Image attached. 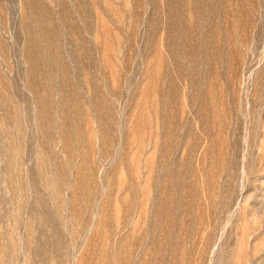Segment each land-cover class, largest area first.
I'll use <instances>...</instances> for the list:
<instances>
[{"label": "rangeland", "instance_id": "1", "mask_svg": "<svg viewBox=\"0 0 264 264\" xmlns=\"http://www.w3.org/2000/svg\"><path fill=\"white\" fill-rule=\"evenodd\" d=\"M0 264H264V0H0Z\"/></svg>", "mask_w": 264, "mask_h": 264}]
</instances>
